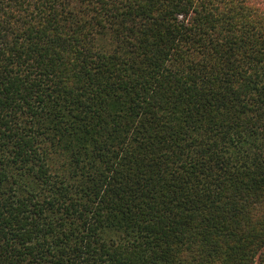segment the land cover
<instances>
[{
  "label": "trees",
  "instance_id": "1",
  "mask_svg": "<svg viewBox=\"0 0 264 264\" xmlns=\"http://www.w3.org/2000/svg\"><path fill=\"white\" fill-rule=\"evenodd\" d=\"M0 264H264V0H0Z\"/></svg>",
  "mask_w": 264,
  "mask_h": 264
}]
</instances>
